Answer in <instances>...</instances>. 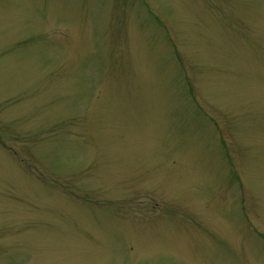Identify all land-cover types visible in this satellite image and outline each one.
<instances>
[{
    "label": "rangeland",
    "instance_id": "374dc122",
    "mask_svg": "<svg viewBox=\"0 0 264 264\" xmlns=\"http://www.w3.org/2000/svg\"><path fill=\"white\" fill-rule=\"evenodd\" d=\"M0 264H264V0H0Z\"/></svg>",
    "mask_w": 264,
    "mask_h": 264
}]
</instances>
